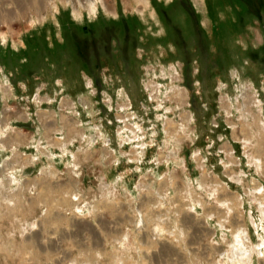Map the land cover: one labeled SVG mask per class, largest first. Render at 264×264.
Masks as SVG:
<instances>
[{"label":"rangeland","instance_id":"rangeland-1","mask_svg":"<svg viewBox=\"0 0 264 264\" xmlns=\"http://www.w3.org/2000/svg\"><path fill=\"white\" fill-rule=\"evenodd\" d=\"M258 6L259 0H0V82L13 94L0 93V141H13L12 149L0 144V264H264ZM169 65L184 72L179 84L188 87L173 86L169 99L184 103L188 89L196 117L195 143L181 151L188 169L129 161H140L136 148L143 151L133 145L137 123L158 147L166 145V130L159 162L177 159L173 141L191 137L188 116L182 124L183 113L179 121L157 109L164 99L154 98V81L164 83L160 98L175 84L159 76ZM178 91L183 100L174 98ZM38 93L51 103H37ZM62 97L76 101L85 133L95 125L96 134L76 128L77 136L78 121L58 112ZM26 138L30 145L21 144V152ZM73 138L84 141L67 151ZM47 143L67 153L60 157L53 147L51 159L34 163L26 156Z\"/></svg>","mask_w":264,"mask_h":264},{"label":"crops","instance_id":"crops-1","mask_svg":"<svg viewBox=\"0 0 264 264\" xmlns=\"http://www.w3.org/2000/svg\"><path fill=\"white\" fill-rule=\"evenodd\" d=\"M171 67H173V68H175V72L173 71V70H171V69H173V68H171ZM169 72V73H168ZM158 75V74H157ZM159 76H161L162 78H164V79H169L170 80V82L172 81H174L175 82V84H173L172 86H170L169 88V90L167 89V91L165 92L166 93V96L164 97V98H160V96L162 95V93H163V88H164V83L163 82H161V81H158V82H156V81H154V83H155V85L154 86H158L159 87V89H160V91H159V93L158 94H156V96H154V98L156 99L157 97L159 98V100L161 101V100H163V102L161 103V102H159L158 103V107H157V109L158 110H164L165 111V113H167L166 115H165V118H167V116H171V117H173V118H175V119H177V120H179L180 121V114L181 113H183V115H182V117H181V119L183 118V116L185 115L186 117L188 116V118H189V128H187L186 130L188 131V133L190 134V136L191 137H189L188 139L186 138L185 140H183L181 143H178V142H176V141H173V145H179L180 146V153H179V157L176 159V158H170L169 159V162L167 161V160H165V159H163V161L162 162H159L157 159H158V157H159V155H160V152L161 151H164L165 149H166V147H167V142H166V139H167V134H166V130H164V134H165V136H166V138H165V143H166V145H165V147L163 148V147H158L157 146V140L155 139V138H149L147 135V132H146V129L143 127V125L142 124H139V123H137L138 125H140L142 128L140 129V130H138L141 134H140V138H135V143L133 144V145H144L143 146V151H141L142 152V155L140 156V161H136V160H132V159H129L130 157H129V155H122V156H127L128 157V159H129V161H134V162H137V163H145L146 161H151L152 163H154V164H156V165H171V164H177L178 162H180V166L182 165V167L183 168H185V169H188L187 168V160H186V158L185 157H182L181 156V151L183 150V148H185L186 146H188V145H194V143H195V139H194V137H193V135L195 134V127H194V129H193V127H192V125H193V123H195L196 122V117H195V113H194V111L191 109V106H192V104H191V96H190V93H189V91H188V89H187V93L185 94V96H184V98H185V101H184V103H181L179 100H177V99H169V96L170 95H172V93H174V91H172V87L173 86H175V85H178V86H181L180 84H179V82L181 81V82H183L184 80H185V75H184V72H182V74H180L179 73V71L176 69V66L175 65H173V66H171V65H169L167 68H163L162 70H161V75L159 74ZM92 83V82H91ZM163 83V84H162ZM181 87H184V88H188L187 86H181ZM152 89V88H151ZM0 93H1V95H2V98H4V99H7V98H9V96H12L13 94H12V91H11V87H10V85H8V84H5V83H3L2 81L0 82ZM35 100H36V102L37 103H51V98L50 97H41L40 95H39V93L38 94H36V98H35ZM105 101V103H107V101L106 100H104ZM130 101L131 100H129V103L128 104H130ZM109 103V102H108ZM60 105H59V113L61 114V113H63V114H65V112L67 113V115H68V117H72L74 120H77L78 121V123L76 122V123H74L73 125H74V130H76V132H79V133H76L77 134V136L78 137H81V131L80 130H77L76 128H79V129H82L83 130V132H82V134L84 133L86 136H92V134L94 133V132H97V130L95 129V125L93 126V128H92V133L91 134H86L85 133V131H84V128H82V124H81V120L80 119H78V117H77V114H79L78 113V111H77V103H76V101L74 100V99H71V98H69V97H62L61 99H60V103H59ZM160 104H162V106L160 105ZM104 106L107 108V104H104ZM131 106H129L128 107V109L130 108ZM110 108H111V106H110ZM109 108V109H110ZM117 108H119V110L122 112V111H124V110H122L120 107H119V105H117ZM39 111H47V110H39ZM48 112V111H47ZM57 114H55V116L56 117H59L58 115H59V113L57 112V111H55ZM133 113V112H132ZM189 113V114H188ZM118 114H120V112L118 113ZM127 114H131V113H127ZM26 116H23V119H28L27 117H28V115L27 114H25ZM162 115H164V114H161V117H162ZM37 118H38V121L39 122H42V125H43V128L45 129V121L47 120L46 118L45 119H43V120H41L40 119V117H39V115H38V111H37ZM116 117H117V114H116ZM160 117V116H159ZM164 119V118H163ZM115 120H117L118 122H122V121H120L119 120V118L117 117ZM123 120V119H122ZM124 121V120H123ZM164 121V120H163ZM165 123V122H164ZM182 124H183V121H182ZM182 124H180V125H182ZM6 125V124H5ZM165 125V124H164ZM58 126H60L61 127V123H58ZM96 126H98V125H96ZM121 126H122V124H121ZM99 127V126H98ZM120 127V126H119ZM64 130V135H67V133H66V130L65 129H63ZM127 130V129H126ZM99 131H100V133L102 134L101 136H100V139H103V133H102V131L100 130V127H99ZM75 133H72V134H75ZM117 133V132H116ZM16 134V133H15ZM75 134V135H76ZM94 134H96V133H94ZM119 134H121L120 132H119ZM128 135H129V132L127 133ZM44 135H45V131H44ZM128 135H124V136H128ZM76 136V137H77ZM134 136V135H133ZM77 137V138H78ZM135 137V136H134ZM77 138H73V140H72V143L71 144H69L68 146V150L67 151H69V149H70V146H72L73 144H75V143H78V142H80V141H84V140H79V139H77ZM46 139V138H45ZM106 138H104V140H103V144H104V148L103 149H106L107 147H109V145H110V139L108 138L107 140H105ZM121 139H122V137H118V140H119V145H120V143H121ZM2 140V139H1ZM47 140V139H46ZM98 139H95V142H94V144L96 143V141H97ZM4 140H2V141H0L1 143V145L2 146H4L5 147V145L6 146H8V148H6V149H12L13 147H10V145H11V143L13 142V141H9L8 140V142L10 143H6V142H3ZM31 142V140H28L27 138L26 139H22V141H21V143L19 144V146L17 147V149L19 148V150L21 149V147L22 146H20L21 144H24L25 146L27 145V146H29L30 143ZM143 142V143H142ZM105 143L107 144V145H105ZM125 145H129V144H125ZM25 146H23V147H25ZM124 146V145H123ZM169 146H170V149H172V144L170 145L169 144ZM54 147V149H58L59 151H60V157L62 156V155H65L66 153H67V151L65 152V153H62V151L59 149V148H57L56 146H52V145H50L49 143H47L45 146H42V147H40L38 150H36V151H34V152H37L38 154H36V155H33L32 153L31 154H29V155H26V156H31V159H33V163L35 162V161H37V160H39V159H41V158H48V159H51L53 156H54V154L52 153V152H50V148H53ZM121 147H122V145H121ZM42 149H45V151H46V153H43V151H42ZM109 149H112V148H109ZM131 149V148H130ZM154 150V154L152 155V151ZM21 151V150H20ZM22 152V151H21ZM194 153H196V152H194ZM49 154V156H47ZM193 154V153H192ZM23 155H24V153H23ZM71 155V154H70ZM121 156V155H120ZM71 157V156H70ZM72 158V157H71ZM99 158V157H98ZM227 158V157H226ZM73 159V158H72ZM192 159H194L195 160V158L194 157H192ZM73 161V160H72ZM105 161V160H104ZM102 162V161H101ZM33 163H31V164H28V165H26V166H22L24 169H30L34 164ZM112 164V163H111ZM178 165V166H179ZM21 167V166H20ZM225 168V167H224ZM226 169V168H225Z\"/></svg>","mask_w":264,"mask_h":264},{"label":"bare ground","instance_id":"bare-ground-1","mask_svg":"<svg viewBox=\"0 0 264 264\" xmlns=\"http://www.w3.org/2000/svg\"><path fill=\"white\" fill-rule=\"evenodd\" d=\"M180 95H181V94H180L179 91H178L177 94L174 95V98H176V96H180ZM179 99L183 100V99H182V95L179 97ZM179 101H180V100H179ZM180 102H181V101H180ZM124 109H125V108H124ZM124 109H123V110H124ZM184 116H185V115H184ZM128 117H131V116H126L123 120H124V121H125V120L127 121V120L129 119ZM185 117H186V116H185ZM120 120H121V119H120ZM183 122H184L185 124H187L188 121L185 120V118H183ZM185 126H186V125H185ZM180 128H184V126L182 125V126H180ZM180 128H176V131L178 132ZM123 129L126 130V127L123 128ZM135 129H136V128H135ZM136 149L138 150V152H137V153H138V157L141 156V155H142V152L140 151V148H136ZM138 157L136 156V158H138Z\"/></svg>","mask_w":264,"mask_h":264},{"label":"trees","instance_id":"trees-1","mask_svg":"<svg viewBox=\"0 0 264 264\" xmlns=\"http://www.w3.org/2000/svg\"><path fill=\"white\" fill-rule=\"evenodd\" d=\"M243 2L245 3L246 7H248L247 6V3L245 1H243ZM259 3H260V6L257 7V10L258 11H256L257 13H255L254 15L257 16V17H259V18L262 17V19H263V25H264V8H263L264 7V3H262V0H259Z\"/></svg>","mask_w":264,"mask_h":264}]
</instances>
